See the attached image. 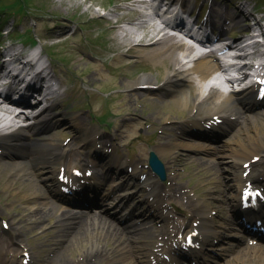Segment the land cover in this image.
Masks as SVG:
<instances>
[{"label": "bare ground", "instance_id": "1", "mask_svg": "<svg viewBox=\"0 0 264 264\" xmlns=\"http://www.w3.org/2000/svg\"><path fill=\"white\" fill-rule=\"evenodd\" d=\"M220 16L222 18L233 19L234 14L222 10ZM104 19L111 25L108 32L114 33V38L118 41L111 50L120 51L124 47H129L127 53H135L140 57L141 61L153 63L156 67L169 65V69H166L163 76V83L160 85L156 76L152 73L143 74L139 78L130 80L125 84L126 87L132 89L137 87L143 90L148 89L149 91L158 86V88L165 90L167 94L177 95L179 98L178 104L184 109L190 108V111H195L194 114H196L185 122V126L183 127L184 130L186 128L188 129V127L191 129L196 127L197 133L195 134L198 135V137L212 140V137L206 134V128L203 124L201 125L203 117L198 116L201 113H204L203 116L207 122L212 120L215 115L226 114L229 117L235 115V119L241 121L242 125L245 123L248 124V129L247 127L242 129L245 133L249 131V129L255 131L260 130L261 123H264V118L253 114L249 107H247L248 105L246 106V104H250L256 99V88L254 86H249L241 90L232 89L227 93L222 89L223 85L218 87L214 86L208 90L207 81L210 76L213 72L222 70L214 53L203 55L198 59H192L197 48L186 43L183 38L170 34L166 29L168 28L167 24L165 27L156 26L154 30L145 37H138L136 32L137 28H148L150 21L143 20L135 24L133 19H130L128 22L134 24V26L132 28H125L114 20H108L106 17H104ZM212 19L214 18L212 17ZM219 21L222 22L221 18ZM146 39H149L150 42L147 43ZM234 45L235 42L232 46L234 47ZM251 47H253L254 50L249 51L248 49L241 48L238 51L244 54L246 58H254L255 56L264 57V47H259L256 43L251 44ZM6 51L15 62L23 63L20 54L21 49L9 46ZM3 53L4 51L0 49V56ZM95 62H98V60ZM191 63L193 65H190ZM47 64L48 67L51 68V71H54V68H52V61ZM6 67L7 62L5 60L0 61V78ZM241 67L242 69L250 67L251 69L254 68L257 70L260 66L246 61ZM261 76L264 77V71L261 72ZM52 77L55 80L59 78L55 72L52 73ZM229 83L232 84V81H229ZM141 86H147V88ZM59 93L60 89H55V94L58 95ZM124 98L127 102H130L134 99V94L126 93ZM150 99L158 100L159 103L152 110L154 112H158L160 108L166 106L164 98L162 96L159 97L157 93L151 92L145 97L140 96L142 104L148 102ZM9 103L11 102L7 99H0V122H6L5 126L11 129L6 132L0 128V149L3 151L0 155V159L8 158V160H11L0 162V186L9 189L20 186V188L33 192L35 197L44 198V202H40L45 205L44 210L42 213L40 209L35 210V214L41 218L40 220H44V222L51 217H56V221L53 223L55 226L51 228L50 233H54L51 237L53 236L55 238L52 263L75 264L71 259V253L76 247L82 246L85 243L88 244L89 247L88 254L85 255L83 259L86 263H90L91 261L100 263L106 254H111L117 262L129 261L128 264H141L136 258L142 256L147 250L151 251L150 253H152L153 257L155 256L154 258L160 261V258L156 255L157 252L151 250V245L155 241L156 234H162L160 232L161 230L158 231L149 226L143 219L134 224L133 229L135 233L131 234L130 229H125L122 223L114 219L108 212L102 211V209L92 214H88V212L80 213L70 210V208H64L54 199H51V197L53 198L56 196L58 192L56 188L59 189L62 184L53 174H58V166L65 165L73 159L70 146L67 147L60 144L52 129L54 127L62 129V127L66 125L72 128L81 127L80 132L75 137V142L78 146L84 147L87 155L90 156L96 152L94 145L97 143V130H90L84 121V117L80 115H73L71 117L72 122H68L65 118L55 117L53 109L56 106H60L56 100L50 101L47 107L32 110L31 112H35L33 114L16 112L13 105ZM127 104L129 103L125 105L127 106ZM140 107H142V105H140ZM137 110V108H134V112H137ZM155 114L156 113H152L147 117L153 119ZM226 115L225 120L229 129H223V133L226 135L224 147H214L213 144L202 143L198 140L193 142L181 140V138L184 139L183 135L185 133L184 131L182 133L177 130L176 134L171 135L174 140L165 141V138L164 142L161 143L162 146L158 147L156 151L158 153L167 154L172 148L181 147L191 149L195 152L206 153L209 156L215 154L219 157L221 156V161H215L207 156L199 157V163L209 169L200 173L199 178L202 181H206V184H219L220 187L215 188V193L219 197L226 195L229 188L235 192L231 198L225 201L231 213L225 223H217L212 216L215 208L221 209L219 204H213L211 202L212 200L210 201L208 198L205 199L203 203L197 202L193 196L183 193L179 184L168 190L172 193L174 192V194L179 192V195L174 197L175 202L178 204L183 196L187 195L188 199L186 204L193 208L195 220H198L200 224L198 226L199 233L195 236V239L198 240L202 246L205 244L214 245L216 239L225 242L229 240L230 245L225 247L226 249L229 248L231 252H228L231 256L228 261L229 264H264V243L252 245L244 239H239L237 236V234L246 233L245 227L239 220V211L240 209L242 210V208L238 206L237 202L242 186H244L247 180H251L256 186H264V165L262 168L263 170H259L258 167H254V164H251V171L246 175H242L245 169L242 163L259 155V153L264 150V139L261 135H259V137L250 135L249 133H247L249 134L248 137L245 138L236 136L237 133L241 132V129L239 128L234 132L232 130L235 128H231L230 126H235L238 121H233L231 118H227ZM130 119L133 118L131 117ZM130 119L128 120L133 121ZM144 119L146 120L147 118ZM170 119L172 118H166L165 120L169 121ZM156 120L158 121L159 119L157 118ZM190 122H192V125H190ZM129 125L130 124H126V126ZM173 130H175V128H173ZM162 139L164 138L162 137ZM98 153L100 154V152ZM79 155L81 157V151L75 153V158L78 159ZM174 158L175 157H173V159ZM184 159H186V157H184ZM82 160L87 161L86 157H83ZM176 160V166H183V159ZM261 160H264V157L261 158ZM230 161L233 163L234 167L233 183H227L226 179L221 177L224 182L222 184L221 181L218 180V175L214 174L211 169L214 168V170L218 171L223 162ZM125 170L126 173L129 172L128 169L125 168ZM9 172H13L15 178L14 180L6 181V176ZM132 172H134V170H132ZM110 175L108 171L105 173V176ZM18 178H20L21 181L19 182L21 184L15 181V179L18 180ZM151 180L148 181L152 183L156 182L154 178ZM84 187H88V184L85 183ZM157 189L158 184H155L152 188V192L157 194ZM140 193L141 191H139L137 195ZM128 202L129 201H126L123 204L130 206ZM133 205H137V203ZM147 208L148 206L141 209V215L146 213L145 210H147ZM131 214H133V211ZM151 217L159 218L156 213H153ZM249 217L251 218L252 216ZM169 220L170 219H166V221ZM258 220L260 219L258 218ZM176 223H179V221L177 220ZM162 229L166 230L167 227L163 226ZM235 237L239 240L235 241ZM135 240L141 242V245H137V248L133 244ZM0 245L2 248L5 247L1 239ZM160 246L162 247L163 245H157L156 247L159 248ZM231 260L233 261L230 263ZM143 264L147 263L144 262Z\"/></svg>", "mask_w": 264, "mask_h": 264}, {"label": "rangeland", "instance_id": "2", "mask_svg": "<svg viewBox=\"0 0 264 264\" xmlns=\"http://www.w3.org/2000/svg\"><path fill=\"white\" fill-rule=\"evenodd\" d=\"M196 1L202 3V5H200V11L204 12L209 0ZM227 1L228 0H222L224 3H228ZM9 3L12 5L10 8H16L19 13L12 14L10 10L8 11L9 6L5 9L2 8L3 5ZM131 4H133V1L126 2V0H0V31L4 29L7 32L8 29L13 28L17 29L22 34L25 32L30 33L40 41L37 48L45 44L46 49L53 54L54 59L59 64L60 70L58 73L61 75L60 77L63 81V85H61L62 88H64L63 90H72V96H68V94L62 91L63 93L61 94L62 96L59 102L62 103L63 107L61 108L60 106L54 109L55 116L66 118L68 122H71L70 116H83L89 129H96L100 133V137H98L99 140H111L114 143L113 146L118 148V150L121 149L120 153H118L119 159H125L126 162L129 161L130 164H134L137 168L139 166L138 171H143L145 172L144 175H148L150 172L147 167L149 151H156V148L161 145V142H163L165 138V141L174 140L171 135L176 134L177 130L183 133L185 130L180 127H184L182 124L189 118L191 111L190 108L184 109L178 104L179 98L177 95H166L163 91H158L156 93L160 95L159 97H164L166 106L160 108L158 112H154L152 110L159 104L158 100L150 99L148 102L142 104L140 96L145 97L149 94L145 91H131L130 87H126V82L139 78L147 73L154 74L158 82H163L165 71L169 69V65L156 67L150 62L137 63L139 57L135 53H127L128 47H124L120 51L111 50L118 41L114 38V33L108 32L111 25L104 17L108 20H117L119 16L122 15V12L119 10L123 5H127V11L132 13L133 8H137L138 6L136 4ZM229 4L231 6H241V0H232ZM249 4H252L256 10L260 11L257 14H264V0H248L247 5ZM102 14H105V16L101 17ZM133 14L136 19L135 21L138 22L140 19L137 12L132 13V15ZM16 20L19 22L17 25L14 24ZM132 27L133 26L125 28ZM151 31H153V28H137L136 32L138 37H145L151 33ZM0 41H6L7 44L10 42L5 34H0ZM146 41L149 42V39H146ZM46 58H49L47 54ZM96 60H98V62H95ZM126 92L138 94L134 96L132 101L127 102L124 98ZM61 99H63V101H61ZM77 100L79 102L76 103ZM126 103H129L130 106L129 104L126 106ZM140 105H142V107H140ZM134 108L138 109L137 112H134ZM152 113H156L153 119L148 118L147 116ZM254 114L264 118V110L257 109ZM130 117L133 118L130 119L133 121L127 120V118L129 119ZM144 118L147 119L145 120ZM157 118L159 119L158 121L156 120ZM166 118L172 119L168 122L165 120ZM126 124L130 125L126 126ZM103 127L109 129L110 134L101 133L100 128L102 129ZM244 127L248 129L249 126L247 123L237 126V129L240 128L241 132L237 133L236 136L245 138L248 137L249 134L255 136L261 135L264 139V123H261L260 130L258 131L249 129V131L245 133L242 130ZM173 128H175V130H173ZM80 129L81 127L71 128L66 125L63 126L62 129L56 128L53 130L59 143L67 147L70 146L72 150L71 156L73 159L68 165L76 163V161L78 162L77 164L80 165L85 163L82 159L83 157L85 158L84 154L87 153L86 149L78 146L74 140L75 136L80 132ZM189 130L190 129L184 133L190 134L191 131ZM184 135V139L181 138V140L188 142L197 141V138L188 137L187 135H185V138ZM111 136H114L115 140H113ZM162 137L164 139H162ZM220 140H224V137H220ZM224 144L225 141H221L219 143H214L213 146H218L219 148L224 147ZM116 148H113V150H116ZM76 151H81L82 159L79 155V158L75 161L74 157ZM159 156L167 167V179L165 181L157 179L161 186V188L157 190L158 196H160L159 200L160 202L164 200L162 206H166L163 213L170 216V219H173V216L179 218L182 222L180 226L182 229L185 227V222H193L194 215H192V210L186 205L188 199L187 195L189 194L193 196L197 202L203 203L205 199L208 198L210 201L212 200L211 202L213 204H219L221 209L215 208L213 217L218 223H225L226 219L230 216L225 201L232 197L233 191L229 188L226 195L219 197L215 193V188L220 187L219 184H206V181H202L199 178L200 173L204 170H209L207 167L203 166V164L199 163V157L207 156L215 161H221V156L219 157L216 154L209 156L206 153L195 152L191 149L181 147H174L167 152V154L160 153ZM259 156H264V150L260 152ZM173 157L175 158L173 159ZM184 157H186V159H184ZM176 159H183V166H176ZM4 161L0 160V162ZM258 162L261 163V161ZM99 168L102 170L100 166ZM211 170L214 174L218 175V180H220L222 184L224 183L222 181L223 178L226 179L227 183H233L234 167L231 161L223 162L218 171L214 170V168ZM6 177V181H11L14 180L15 175L13 172H9ZM119 180L121 179H117V181ZM15 181L19 182L21 180L18 178V180L15 179ZM132 181L135 180H129L127 182L129 187H132V185L129 184ZM136 181L138 184L135 187L139 189L140 182L138 180ZM177 184H180L183 193H187L179 203L182 210L176 209L175 202L172 201L179 193L177 194L176 192L175 195L169 194L171 191L168 190ZM106 187L108 186L105 185V188ZM106 193L107 190H103V194ZM59 198V196L58 198L57 196L51 197V199H54L64 208H67L66 204L62 203L60 201L61 198ZM143 199H146V201ZM119 200L121 202V200L125 199ZM41 201L44 202L43 197H35L33 192L20 188V186H16L13 189L0 186V236L1 241L5 244L4 249L7 252L16 249L18 253L23 251V247L29 249L32 254L31 264H51L52 259L50 260L49 255H52L53 248H55V238L53 236L51 237L54 233H50L51 228L55 226L53 223L56 221V217H51L45 222L44 220H40L41 218L35 214V210L40 209L42 213L45 205L43 203L41 204ZM98 202H100V200H98ZM131 202L132 204L138 202L135 209L136 215L141 207L145 205L140 204L141 202L147 204L153 203L154 205L151 208V212H158L156 208L159 206H157V198H155V195H149V193L147 195V193L143 191L141 199L131 200ZM113 203L114 201L111 202V205ZM69 207L76 212L90 209L83 206ZM105 207L107 208V206ZM99 208H95L92 212L97 213ZM110 209L112 212L119 211V213L114 215L110 212ZM107 210H109L108 213L114 219L122 223L125 229H130L131 234L135 233L132 227L136 221L150 217V212L148 213V211L144 217L139 215L130 216L128 214V209L118 208L117 205L108 207ZM147 221L158 231L159 229L157 228H160V226L164 224L163 220L160 219H149ZM189 227L190 226H186V228H184L186 229L185 231H188ZM172 228L173 221L170 223L167 232L163 233L165 239L167 236L173 235L174 229L172 231ZM158 236L160 235L156 234L155 242H153L151 248L156 245ZM133 244L137 248V245H141V242L135 240ZM88 248V244L86 243L76 247L71 253L72 261L82 264L83 262H80V259L88 254ZM212 249L215 251L214 254L212 253V256H207L208 250H205L204 253V256L207 257L206 261L208 264H229L230 255L222 254V259L217 258V253H225L224 249L221 247H212L211 250ZM147 252L150 253V251L147 250L145 252L146 254L143 253L142 256L136 258L141 264L144 262L149 264ZM18 258L20 262V257ZM212 260H214V262ZM232 261L233 260H231L230 263ZM128 262L129 261L117 262L114 260L113 255L106 254L100 263L91 261L87 264H128ZM0 264H8L6 260H3L1 253Z\"/></svg>", "mask_w": 264, "mask_h": 264}, {"label": "water", "instance_id": "3", "mask_svg": "<svg viewBox=\"0 0 264 264\" xmlns=\"http://www.w3.org/2000/svg\"><path fill=\"white\" fill-rule=\"evenodd\" d=\"M150 163L155 169H157V167L159 168L162 167V162L158 159V157L154 153H151Z\"/></svg>", "mask_w": 264, "mask_h": 264}]
</instances>
